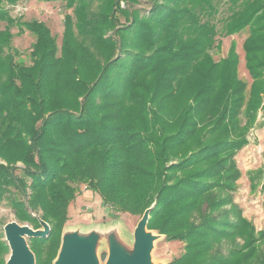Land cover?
Returning a JSON list of instances; mask_svg holds the SVG:
<instances>
[{
	"label": "trees",
	"instance_id": "1",
	"mask_svg": "<svg viewBox=\"0 0 264 264\" xmlns=\"http://www.w3.org/2000/svg\"><path fill=\"white\" fill-rule=\"evenodd\" d=\"M63 1L60 44L0 1V203L49 224L30 238L36 264L54 257L82 184L115 212L154 204L148 227L186 241L169 264H264V230L233 197L235 156L264 112V0ZM14 26L35 37L29 63ZM246 29L250 87L234 45L212 53ZM8 254L0 232V264Z\"/></svg>",
	"mask_w": 264,
	"mask_h": 264
},
{
	"label": "rangeland",
	"instance_id": "2",
	"mask_svg": "<svg viewBox=\"0 0 264 264\" xmlns=\"http://www.w3.org/2000/svg\"><path fill=\"white\" fill-rule=\"evenodd\" d=\"M0 1L10 10V14L13 17L21 16L23 21L37 19L46 23L52 33L56 35L57 42L60 44L64 28V14L71 13V9H63V0L51 2L18 0L14 4H9L7 0ZM145 6L143 2V7ZM4 25V22L0 23V30L3 29ZM12 32L15 34L12 40V47L18 50L20 56L29 63V53L35 41L34 35L28 30L19 33L17 26L12 28ZM247 35L248 30L246 29L241 34L220 37V46L213 50L212 53L214 58L218 60L226 57L230 47L234 45L240 58L238 65L239 76L250 87L252 77L246 66L245 52L242 46ZM246 138L248 144L243 146L235 156L241 175L236 181L237 187L233 191V197L234 203L241 208L243 215L253 222L257 231H260L264 230V188L262 187V179L258 180L256 178L252 180V178L258 177L260 171L264 169L263 111L258 112L256 123L250 128ZM147 209L142 214L135 215L128 212H115L109 205L103 203L98 193L93 192L84 184L80 185L75 199L69 205L67 220L60 230L56 252L49 264H57L65 243L75 238L88 241L93 237H96L95 252L99 264L108 262L112 248L121 253L122 262L126 261V259L131 257L133 251L135 229ZM0 217V232L3 233L4 240V226L11 221H17L21 225H28L35 229L28 222H20L16 218L8 198L0 203ZM147 232L156 237L151 252L152 264H169L184 253L186 241L171 239L166 233L161 231L159 225L155 224L154 227H147ZM27 242L35 255V251L38 248L33 246L30 239ZM43 264H47V262L44 260Z\"/></svg>",
	"mask_w": 264,
	"mask_h": 264
},
{
	"label": "water",
	"instance_id": "3",
	"mask_svg": "<svg viewBox=\"0 0 264 264\" xmlns=\"http://www.w3.org/2000/svg\"><path fill=\"white\" fill-rule=\"evenodd\" d=\"M153 208L154 204L145 211L135 229L131 257L122 262L121 253L112 248L106 264H152L151 252L156 237L147 232V227ZM40 222L43 228L39 229L21 225L17 221H11L4 226L5 240L10 249L9 256L6 257V264H36L35 255L27 240L32 237H44L49 233V224L42 219ZM95 249L96 237L88 241L75 238L64 244L57 264H99Z\"/></svg>",
	"mask_w": 264,
	"mask_h": 264
}]
</instances>
